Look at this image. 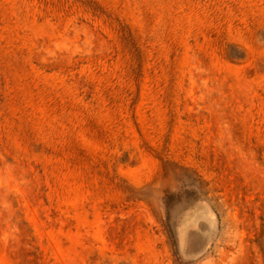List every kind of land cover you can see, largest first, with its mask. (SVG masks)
<instances>
[{"label": "rangeland", "instance_id": "rangeland-1", "mask_svg": "<svg viewBox=\"0 0 264 264\" xmlns=\"http://www.w3.org/2000/svg\"><path fill=\"white\" fill-rule=\"evenodd\" d=\"M0 264H264V0H0Z\"/></svg>", "mask_w": 264, "mask_h": 264}]
</instances>
